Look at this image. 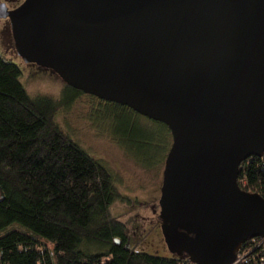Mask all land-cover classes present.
Wrapping results in <instances>:
<instances>
[{
  "label": "water",
  "instance_id": "obj_1",
  "mask_svg": "<svg viewBox=\"0 0 264 264\" xmlns=\"http://www.w3.org/2000/svg\"><path fill=\"white\" fill-rule=\"evenodd\" d=\"M16 54L65 85L164 124L159 189L169 253L230 264L264 236V199L239 165L264 153V0H24Z\"/></svg>",
  "mask_w": 264,
  "mask_h": 264
},
{
  "label": "trees",
  "instance_id": "obj_2",
  "mask_svg": "<svg viewBox=\"0 0 264 264\" xmlns=\"http://www.w3.org/2000/svg\"><path fill=\"white\" fill-rule=\"evenodd\" d=\"M19 78V68L0 56V264L186 261L130 247L125 225L109 212L120 197L111 173L55 121L60 105L84 94L65 85L60 100L34 98ZM259 163L256 157L242 161L237 183L261 196Z\"/></svg>",
  "mask_w": 264,
  "mask_h": 264
},
{
  "label": "rangeland",
  "instance_id": "obj_3",
  "mask_svg": "<svg viewBox=\"0 0 264 264\" xmlns=\"http://www.w3.org/2000/svg\"><path fill=\"white\" fill-rule=\"evenodd\" d=\"M23 1L0 0V7L12 10ZM0 56L19 68V80L31 97L61 99L63 81L53 71L25 64L19 58L13 45L10 20L2 16ZM55 121L111 173L120 197L109 212L125 225L130 247L151 256L171 257L158 218L159 189L164 159L171 144L170 134L156 121L127 107H116L110 102L99 105L86 94L60 105Z\"/></svg>",
  "mask_w": 264,
  "mask_h": 264
},
{
  "label": "built area",
  "instance_id": "obj_4",
  "mask_svg": "<svg viewBox=\"0 0 264 264\" xmlns=\"http://www.w3.org/2000/svg\"><path fill=\"white\" fill-rule=\"evenodd\" d=\"M259 166L264 175V153L260 158ZM261 197L264 199V179ZM250 241V244L245 245V247H240L236 252L235 259L230 264H264V236L251 239ZM179 264L193 263L186 260L181 261Z\"/></svg>",
  "mask_w": 264,
  "mask_h": 264
},
{
  "label": "bare ground",
  "instance_id": "obj_5",
  "mask_svg": "<svg viewBox=\"0 0 264 264\" xmlns=\"http://www.w3.org/2000/svg\"><path fill=\"white\" fill-rule=\"evenodd\" d=\"M242 247H245V245H242Z\"/></svg>",
  "mask_w": 264,
  "mask_h": 264
}]
</instances>
